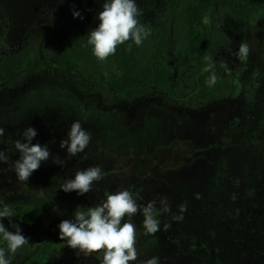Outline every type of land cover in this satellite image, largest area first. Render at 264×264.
<instances>
[{
  "label": "rangeland",
  "instance_id": "rangeland-1",
  "mask_svg": "<svg viewBox=\"0 0 264 264\" xmlns=\"http://www.w3.org/2000/svg\"><path fill=\"white\" fill-rule=\"evenodd\" d=\"M103 3L104 0H0V68L13 54L22 53L34 60L16 82L8 85V80H3L0 85V127L5 129L0 151L9 156L8 163L0 162V199L11 204L14 213L33 212L31 219L16 223L29 243L11 257V264H24L38 250L41 238L35 227L59 234L58 225L63 220H73L77 207L98 205L107 195L121 190L132 192L142 205L167 197L171 210L159 216L161 230L154 235H144L141 214L133 218L138 258L130 264L169 256L178 246L179 237L186 239L184 225L202 219L201 204L214 202L208 192H201V185H209L218 173L226 171L248 177L250 165L240 155L227 152L219 156L221 141L216 131L217 119L222 117L220 106L238 94L245 66V60L234 55L239 43L229 36L231 17L224 2H217L204 22L228 39L226 46L212 55L214 62L226 66L225 94L217 101L195 106L174 103L156 90L126 103L87 83L89 73L105 79L87 55L93 51L87 42L88 33L100 23L97 16ZM136 4L141 13L137 19L146 29L160 27L167 0H136ZM74 11L80 16L74 18ZM261 14L264 16V12ZM263 20L257 17L264 26ZM173 50L174 42L170 40L168 61L178 70L180 64ZM64 60L74 62L77 70L63 69L60 63ZM185 83L178 79L177 89ZM74 121H80L91 133V141L83 152L68 157L60 141L67 138ZM27 127L37 132L32 143L47 145L51 156L28 181L21 182L12 162L19 158L15 141L23 140ZM57 157L65 160L63 167L53 162ZM90 166H99L104 173L92 191L78 195L76 191L61 190L65 180ZM181 204L187 205V211L183 220L175 221L173 216L180 214ZM6 221L3 218L0 222L5 225ZM165 224L170 225L167 231L163 230ZM0 246H4L2 239ZM101 259L102 253L77 255L65 242L51 249L44 264H100Z\"/></svg>",
  "mask_w": 264,
  "mask_h": 264
},
{
  "label": "trees",
  "instance_id": "trees-1",
  "mask_svg": "<svg viewBox=\"0 0 264 264\" xmlns=\"http://www.w3.org/2000/svg\"><path fill=\"white\" fill-rule=\"evenodd\" d=\"M220 1L231 17L228 23L231 40L239 44L246 42L250 48L239 79L240 96L232 111L233 119L222 134H217L222 142L220 156L235 152L250 165V170L247 178L228 171L218 173L206 185L205 192L214 201L212 209L202 214L200 224L189 229L191 232L181 244L182 250L191 245L208 254L172 250L169 256H211V251L221 248L214 264H259L250 256H264V26L262 21H257V17L264 18L261 14L264 0H167L160 27L148 28L150 34L141 45L126 41L104 61L93 51L88 53V59L101 69L105 79L92 73L85 79L98 90L110 92L114 99L126 103L144 98L154 90L184 106L223 98L226 66L214 62L212 55L224 48L228 39L204 22ZM170 40L174 42L173 54L180 64L178 70L168 61ZM209 63L214 67L206 72ZM33 64L34 60L22 53L6 57L0 68V85L3 80H8V85L16 82ZM60 65L66 70H77V65L69 60ZM33 68L38 70V66ZM213 72L217 82L209 86L207 81ZM178 79L186 83L177 89ZM32 215V210L14 213L12 223L31 219ZM5 227L11 228L8 219ZM35 228L41 243L24 264H44L51 249L66 242L59 239V234L40 226Z\"/></svg>",
  "mask_w": 264,
  "mask_h": 264
},
{
  "label": "clouds",
  "instance_id": "clouds-1",
  "mask_svg": "<svg viewBox=\"0 0 264 264\" xmlns=\"http://www.w3.org/2000/svg\"><path fill=\"white\" fill-rule=\"evenodd\" d=\"M139 15L141 13L136 0H104L103 10L97 16L100 23L88 33L87 42L92 46L93 54L100 61H104L116 52L118 45L126 41L131 40L135 45H141L150 33L137 19ZM73 16L79 17L80 13L74 11ZM249 54L250 48L246 42H241L238 52L234 53L242 60L247 59ZM213 67L214 64L209 63L204 71H211ZM216 82L217 76L213 72L207 83L212 86ZM4 133L5 129L0 127V137ZM22 135L23 140H16L14 144L19 158L12 162V168L17 179L26 182L32 173L39 169L41 163L49 159L51 153L47 145L32 143L37 135L34 128L27 127ZM90 141L91 133L82 127L80 121H74L67 132V138L60 141V148H66L68 157H75L84 151ZM0 162H9V156L3 151H0ZM53 162L61 167L65 165V160L59 157ZM103 176L99 166H90L85 170L76 171L73 179L65 180L61 190L66 193L76 191L78 195H84L92 191L93 184ZM196 198H199L198 194ZM157 203L159 208L156 207ZM170 211L167 197H162L159 202L153 200L142 205L134 198L132 192L121 190L107 195L98 205L77 207L73 220L66 219L58 225L59 239L66 241L67 246L76 250L77 255L88 257L102 253L100 264H130L138 258L137 228L133 218L138 213L141 214L144 235H154L161 230L159 216ZM178 211L180 214L173 216L175 221L183 220L187 205H179ZM13 215V206L0 199V221L7 218L9 226L15 229L10 232L4 223L0 222V239L4 242V246H0V264H11V257L29 243L21 229L12 223ZM169 227V224H165L163 230L167 231ZM143 264H159V258L152 257Z\"/></svg>",
  "mask_w": 264,
  "mask_h": 264
},
{
  "label": "flooded vegetation",
  "instance_id": "flooded-vegetation-1",
  "mask_svg": "<svg viewBox=\"0 0 264 264\" xmlns=\"http://www.w3.org/2000/svg\"><path fill=\"white\" fill-rule=\"evenodd\" d=\"M239 87H240V83H239ZM239 92L236 95V97H234L233 99L228 100L227 103H223L222 106H220V112L222 113V117L220 119H217V131L216 134H222L223 129L227 128L228 125L231 124V121L233 119V114L232 111L234 109V105L236 103L239 102ZM214 116H212L210 119L212 120ZM214 120H216V118H214ZM222 144V142H221ZM220 152V151H219ZM220 154V153H219ZM220 156V155H219ZM206 185L207 184H202L200 189L202 190L201 192L203 193H207L206 191ZM208 194V193H207ZM202 206V213L205 212H209L212 209V204H209L208 202L205 204L204 202L201 204ZM203 215L200 217L202 218ZM204 218V217H203ZM194 223V224H193ZM193 223L188 222L187 224L184 225L183 229L187 230V234L189 232H191L189 229L191 227L197 226L200 224V221H193ZM189 224V225H188ZM193 225V226H191ZM186 234V235H187ZM187 237V236H186ZM184 237H179V243L178 246L176 248H173L172 250H179L181 251L183 246L181 244V240H183ZM184 245V244H183ZM185 253H191L193 251H197V252H204V254H208V252H205L202 248L201 249H197L194 246H186L184 250ZM221 251V248L219 250H213L211 251V256H161L159 258V264H183V261H186V264H214V260L217 258V256H215L217 253H219ZM241 257V256H238ZM244 257V256H242ZM251 259H257V261L259 262V264H264V256H250ZM235 264H238L237 262Z\"/></svg>",
  "mask_w": 264,
  "mask_h": 264
}]
</instances>
